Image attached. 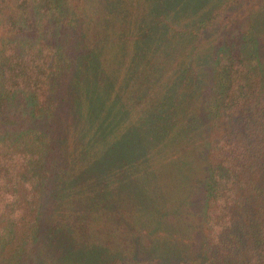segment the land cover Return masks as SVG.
<instances>
[{"label":"trees","instance_id":"obj_1","mask_svg":"<svg viewBox=\"0 0 264 264\" xmlns=\"http://www.w3.org/2000/svg\"><path fill=\"white\" fill-rule=\"evenodd\" d=\"M250 1L264 7V0H201L189 9L177 0H0V27L8 33L22 30L23 21L52 32L0 45L1 99L20 97L32 119L44 118L50 96L64 86L68 106L59 113L60 154L40 130L0 139V245L21 253L41 232L48 206L64 214L50 219L54 236L42 264L145 262L136 255L150 243L156 251L158 240L143 230L164 228L170 207L144 219L134 214L132 198L164 197L174 202V215L188 187L172 196L171 173L158 177V186L156 174L143 185L140 168L150 157L153 168L161 166V154L175 162L179 153L191 154L187 144L197 127L204 205L196 258L264 264V73L254 41L221 37L209 71L199 69L201 41L229 10Z\"/></svg>","mask_w":264,"mask_h":264},{"label":"rangeland","instance_id":"obj_2","mask_svg":"<svg viewBox=\"0 0 264 264\" xmlns=\"http://www.w3.org/2000/svg\"><path fill=\"white\" fill-rule=\"evenodd\" d=\"M177 1L183 3V5L180 6L183 7V9L191 8L194 3L197 5L201 4V0ZM211 1L220 0H209V5L211 4ZM187 19L188 18L184 15L179 18V21L182 22ZM220 24L221 26L217 28V30L210 34L208 33L205 39L201 41L199 54L203 59L200 63L201 68L199 69H202L205 73L209 71L211 66L209 64V56L210 54H214L215 51L217 52L218 40L221 39V37L225 40H232L235 43H237L235 37H238L241 44H243V38L250 41L251 44L254 41L253 46L255 47L258 64L264 73V7H258L255 1L245 2L229 10L223 16ZM20 25L22 26V30L17 31L16 29L18 28H14L16 31L12 33H8L3 27H0V45L6 39H16L17 37H26L28 35L34 36V34L46 35L47 32L51 30L49 28V31H46L47 26L43 25H40V29L37 30L36 25L38 24L34 21H23ZM48 34H52V32H49ZM59 88V94L57 93L56 95L54 94L50 96L48 110L45 117H38L36 119L31 118L32 114L29 110L31 105L28 101H25L20 97H9L8 99L2 100L0 93V139H3L10 134H13V136L16 137L27 130H40L50 136L53 149L56 146V154H60L61 147L56 140V135L60 132L59 123L61 120L59 119V113L67 111L68 106L66 105L65 107L64 101H62L63 99L61 98V96L64 98L66 96L65 87L60 86ZM197 103L198 102L196 101L195 104ZM133 132H136V129ZM192 132L193 134L195 133L194 135H196V138L193 137V142L187 144L191 154L178 152L179 155L176 159L177 162L173 159L174 157L169 158L168 156H163L161 154V166H153V168L150 166L154 165L152 158L150 157L149 164L146 163L147 166L140 168V175L144 177L143 185H145V180L151 182L155 181L156 174L158 186V177L161 179L163 178V180H168V173H171L170 176L174 180L172 183H176L174 189L172 188V196L174 195L175 190L178 193L180 192L179 194H183L185 186L188 187L187 190L185 189L188 192V195L184 197V193L180 196L183 199L180 200L178 207H175L178 212L174 213V215H171L174 202L171 204L169 203V200L166 201L164 197L159 199L154 198V200H152L147 193L143 194L140 192L139 196L135 194L134 198H132L134 214L139 215L144 219H153L155 218L156 213L165 211L167 206L170 207L163 217V221L167 224L164 228H160L158 233L153 232L148 227L144 228L143 232L145 235L149 238L157 239L158 244L155 245V248H157L156 251L152 250L153 247L150 243L147 247V253L144 250L141 255H136V259H145V262L140 264H203L196 258L197 255H199V248L202 240V211L204 205V184L202 179L204 177V171L202 163L198 159L199 157L201 158V156L197 152L203 149V142L201 140V135L198 134L199 129L197 127H194ZM197 135H199L198 138ZM116 141L120 146L117 147L118 151L123 150L124 152L125 147L123 137L117 134ZM135 142L137 141L133 138L132 144ZM134 149L135 147L133 150ZM48 155L50 166H53V168L56 169L58 167V158L56 155L54 156V150L51 149ZM133 171L135 174L139 172L137 169H134ZM141 176L139 179L137 176L136 179H134L135 188L137 187L138 184L136 183L140 181ZM54 183L59 184L58 181H54ZM146 186L148 189L147 191H149L148 185ZM154 195L159 196L158 193H154ZM50 202L54 203L52 195ZM47 204H49V202ZM45 207L46 210L44 215L46 218L43 219V224L40 228L41 232L36 237V240L30 243V245H28L21 253L14 255L0 245V264H42V256L44 255L43 250L46 249V247H49L47 242L49 238L54 236L49 230L52 223L50 219L56 213L57 221H60L64 214L63 208L51 212L48 206ZM60 223H62V221ZM147 223L156 228L158 222L156 223L153 220H147ZM159 224H161V222L158 223V225ZM121 226L124 227L122 211ZM123 231L124 228L121 229L119 234H122ZM59 249L62 251V255L66 254L67 251H64V248ZM57 257H59V255H57ZM57 257L52 256L53 259L51 261H55Z\"/></svg>","mask_w":264,"mask_h":264}]
</instances>
